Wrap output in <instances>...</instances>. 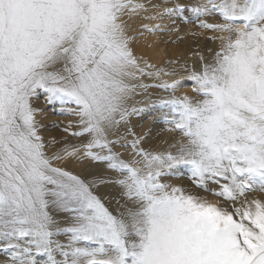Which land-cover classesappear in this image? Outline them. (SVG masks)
I'll return each mask as SVG.
<instances>
[{"label": "snow or ice", "instance_id": "1", "mask_svg": "<svg viewBox=\"0 0 264 264\" xmlns=\"http://www.w3.org/2000/svg\"><path fill=\"white\" fill-rule=\"evenodd\" d=\"M148 11L143 0H0V264H264V199H249L264 193V0L165 6L227 34L185 69L195 96L136 56L130 21ZM149 87L167 95L137 107ZM41 95L74 118L62 131L79 143L49 154L61 142L43 135ZM148 112L181 137L175 152L143 146L131 120ZM185 170L215 202L166 182Z\"/></svg>", "mask_w": 264, "mask_h": 264}, {"label": "bare ground", "instance_id": "2", "mask_svg": "<svg viewBox=\"0 0 264 264\" xmlns=\"http://www.w3.org/2000/svg\"><path fill=\"white\" fill-rule=\"evenodd\" d=\"M145 1H148L150 3L149 11L147 13H142L138 17H135L130 22L131 25H130L129 34L135 39L134 43L132 44L134 51L136 50V48L140 49L141 51L150 54L151 58L149 59V61H146L137 54L136 56L141 59V63L149 62L156 69H163L167 72L175 73V75L173 76H163L162 79L168 81L169 83L173 81H182L186 86L178 92V95L194 96L193 95L194 92L192 90V87L190 86L191 82L187 80L188 71H191L193 68H199L201 66V64L203 63L200 59L201 56L207 57L210 60L213 53L217 51L220 45L224 42L221 39H214V38L220 36H226L227 34L216 33L208 29L201 28L199 26V20H197L196 17L193 16L191 13H186L183 17L180 15L168 16L164 14L165 6L170 7L176 3H184L186 5H191L198 3L199 0H143V2ZM154 4H158L160 5V7L152 8L151 6ZM156 13L161 14L159 18L156 20H150L144 18L145 16H152L155 15ZM202 19H205L207 22L210 23L218 22V18L216 17H203ZM145 26L153 28L154 31L153 32L146 31ZM166 31L169 32V35H165ZM186 68L188 69V71H185ZM144 82L145 84L148 85H154L160 83V81H157L155 79H149V80L144 79ZM149 91H150V96L153 99L159 96L167 95V93L161 91L158 88L149 87ZM141 95L144 94H140L135 97V103L142 104L137 101L147 102L148 97L144 98ZM58 107L59 106H56L54 108L52 106L51 108H53L52 109L53 111L47 112V115H44L43 113L46 108L45 107L43 108L44 109L43 111H40V113H42L43 116L38 115L37 117V120L41 123L43 127V135L45 139L52 140L53 138H55L56 140L61 142V144H58L49 149L50 155L58 151V148H60L64 142L72 141L74 143H79V141L69 137L68 133L62 131V128L68 125L67 122L61 123L59 125L60 127H56V128L50 125L51 124L50 122L54 120V116L58 117L57 115ZM162 121L163 120L153 119V115L151 112L145 113L142 116L132 117L131 120L132 127L138 134L143 135L146 138L145 143L143 145L145 148L151 149L153 148L154 145L158 144L159 146L161 143L160 146H163L164 148L168 147L173 149L175 147H172V145L177 144V142L181 139V137H178L177 136L178 134L175 135L174 132L172 133L170 132L169 134H171V136H175L176 138L172 139L170 137L167 138L160 137L159 133H161V130L163 128L168 129L165 126L166 124H164ZM130 140L131 137H129V141ZM158 146H156V148H158ZM117 151L122 152L123 156L124 153L126 154L128 152V150L121 148H117ZM55 166L68 167L73 172L81 175H89L90 173H95L98 175H105V176L109 175V173L105 171L103 166H96L87 161L83 163L73 161L71 164H69L67 161H61V162H57ZM170 179H173L174 181V178H169L166 182L173 183L172 181H170ZM181 180H185V179L181 177ZM178 181L180 182V179L177 180V182ZM181 184H179V186ZM190 185L187 184L185 188L193 190L190 187ZM195 189L196 188H194V190ZM113 191L114 189L110 187L101 188L102 193H111ZM253 197L257 199H264V193H260V194L257 193L256 195L252 193L249 196V199ZM211 199L213 200L214 197ZM61 239H64V237H61Z\"/></svg>", "mask_w": 264, "mask_h": 264}, {"label": "rangeland", "instance_id": "3", "mask_svg": "<svg viewBox=\"0 0 264 264\" xmlns=\"http://www.w3.org/2000/svg\"><path fill=\"white\" fill-rule=\"evenodd\" d=\"M146 5H148L149 6V8H150V3L148 2V1H145L144 2ZM170 4V3H169ZM131 22V21H130ZM130 25H131V23H130ZM133 31V30H132ZM165 35H169V32L168 31H166V34ZM135 37V36H134ZM135 40V39H134ZM135 52V54H137L138 56H140L142 59H145L146 61H149V59L151 58L150 57V54H148V53H145V52H143V51H141L140 49H137L136 48V50L134 51ZM147 63H149V62H147ZM143 64V63H142ZM145 80H149V78L148 77H145L144 78ZM145 83V82H144ZM142 94H144V95H141V96H143L144 98H147L148 96H150V91H149V89H148V92L147 93H142ZM194 96H195V93L193 94ZM38 100V101H37ZM137 102H139V103H142V104H138V103H136V106L138 107V106H141V107H144V106H146V102H144V101H137ZM45 99H44V97L41 95L38 99H36L35 100V103H34V107L36 106V108H38V109H40V111H43L44 109L43 108H45V110H44V115H47V112H50V111H53L52 109L53 108H51L52 107V105H49V104H47L46 103V105H45ZM44 104V105H43ZM40 105V106H39ZM44 106V107H43ZM43 114L42 113H39L38 115L39 116H43ZM38 115H37V117H38ZM136 117H138V116H136ZM56 118V119H55ZM54 122V123H53ZM64 122H67L68 124L70 123V122H74V118H69V117H63V116H59L58 115V117L57 116H54V120L53 121H51L50 123V125L52 126L53 124H57V125H60L61 123H64ZM163 123H164V121H162ZM165 124V123H164ZM166 126V128H168V126L167 125H165ZM56 128V127H55ZM172 133V132H174L175 133V135H177V132H175V131H169V130H167V129H165V128H163L162 130H161V133H159V136L160 137H165V138H167V137H170V138H176L175 136H171V134H169V133ZM47 133H49V132H47ZM163 133V134H162ZM161 134H162V136H161ZM68 136L69 137H71L69 134H68ZM178 137H179V135H177ZM160 137H159V139H160ZM72 139H73V137H71ZM47 140V139H46ZM47 141H51V140H47ZM160 142V141H159ZM160 145H161V143H160ZM158 146V144H156V145H154L153 146V148H151V149H154V150H156V151H165V150H170V151H172L173 149V152H175L176 151V148H164L163 146ZM156 146H158V148H156ZM155 147V148H154ZM160 147V148H159ZM58 150H59V148H58ZM124 158L125 159H128V158H131V149H128V152L125 154L124 153ZM183 178V179H185V180H181V177ZM187 178H186V177ZM174 178V181H173V179H170V181H172L173 183H171L170 181V183L171 184H173V185H175L176 183V185L175 186H179V184H181L182 182H184V183H182L180 186L181 187H185L187 184H191L192 185V183L190 182V179H188V173H187V170H185L184 172H182L179 176H177V178L176 177H173ZM179 180L180 179V182L178 181L177 182V180ZM176 180V181H175ZM189 182V183H188ZM179 183V184H178ZM190 185V187L194 190V186L192 185L191 186ZM194 191H196V192H198L199 194H201L200 192H199V190L198 189H195ZM260 194V192H255L254 194L256 195V194ZM208 195V194H206V193H202L201 195ZM211 195H208V197H209V199H211V198H213L214 197V201H216V197L215 196H211ZM212 200V199H211Z\"/></svg>", "mask_w": 264, "mask_h": 264}]
</instances>
